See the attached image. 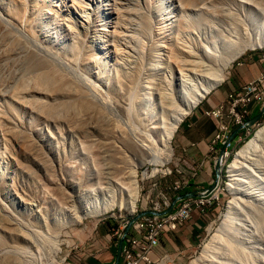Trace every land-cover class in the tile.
<instances>
[{
    "label": "bare ground",
    "instance_id": "6f19581e",
    "mask_svg": "<svg viewBox=\"0 0 264 264\" xmlns=\"http://www.w3.org/2000/svg\"><path fill=\"white\" fill-rule=\"evenodd\" d=\"M157 2L0 0V196L19 205L0 197V264H61L68 224L135 213L137 167L168 164L183 119L237 57L264 47V0ZM228 173L233 198L189 264H264V126Z\"/></svg>",
    "mask_w": 264,
    "mask_h": 264
},
{
    "label": "crops",
    "instance_id": "0c3cea01",
    "mask_svg": "<svg viewBox=\"0 0 264 264\" xmlns=\"http://www.w3.org/2000/svg\"><path fill=\"white\" fill-rule=\"evenodd\" d=\"M263 71L264 54L250 53L244 56L237 62L226 80L214 88L182 121L177 130L175 149L177 159L183 165L178 169L179 175L175 180L185 177L188 179V184L181 189L180 193H186L184 192L186 188L193 191L212 184L216 173V161L228 139L213 141L218 131L219 119L208 116L206 112L221 105L228 109L230 106L229 95L239 91L243 84L257 78ZM262 107L261 103H252L246 121L257 117ZM232 134H234V138L230 145L234 140L237 145L247 135V131L244 128L231 125L228 137ZM230 145L227 147L228 153L232 150ZM212 214V209L209 207L204 212L194 210L190 219L180 225L178 229L163 233L159 244L154 247L151 253L153 262H141L140 264H162L168 260L175 264H183L206 239L209 227L213 223ZM118 243L119 239L118 241L104 239L96 254L90 253L83 257L84 264H112L117 254Z\"/></svg>",
    "mask_w": 264,
    "mask_h": 264
},
{
    "label": "rangeland",
    "instance_id": "374dc122",
    "mask_svg": "<svg viewBox=\"0 0 264 264\" xmlns=\"http://www.w3.org/2000/svg\"><path fill=\"white\" fill-rule=\"evenodd\" d=\"M149 1H151L153 4L158 3L157 2L158 0L155 1L149 0ZM250 53L264 54V47L248 48L247 50H245L239 57H237L232 62L230 67L226 70L225 80L231 74L237 62ZM107 59L108 58L106 56L105 57L103 56V59L101 60L102 61L105 60L106 62L107 61L108 62L106 63L104 61L106 65H103V63L101 64L103 67L105 66L104 70L107 71V74L109 71H111L108 74L110 75L114 73V71L112 72V70H114L115 67H113L114 65L112 60H107ZM108 64H111L109 65L110 68L108 67ZM65 70L67 71V72L65 71L67 75L70 73V75L68 76H71L72 79L75 77L76 80L77 79L79 80L77 81L78 83L79 82L80 84L83 83L81 86L84 87L90 86L89 88H91L92 86L93 89L92 88L89 89L88 87H87L88 89L85 88L91 94L92 92H94L95 96L98 95L97 98L101 97L99 96L102 95V93H100L102 92L101 89L98 87L99 89L97 88V90L99 92L97 91V93L96 90H94L96 89L97 86L94 87V85H92L95 83L94 79L92 81V77H89L88 74H84V71L82 72L81 70H79V72L78 70H74L71 68H67ZM93 94L91 95V97L95 98ZM102 96H104V94ZM108 110L111 112L113 119L116 117L115 119L117 120L114 121L119 127L122 126V129L124 128L131 129L133 127L132 122L124 114L122 115V113H120L115 108H113V105H109ZM22 115L25 117L27 116L26 118L29 117V115L24 111L22 112ZM186 117L184 119H186ZM262 126H264V117L260 119L259 124H255L250 129L251 134L247 132V135L241 141H239L237 145H236V140H234L230 145V148L232 150H230V153L227 155V157L224 158L223 166L221 168V174H220L221 176L219 178L220 184L217 188V191L219 193V199L218 202H216L214 205L210 207L213 213L212 214L213 223L209 227V232L206 239L202 241V243L196 249V252L191 257L187 258L183 264H189L192 259H194L199 255L200 251L203 248L204 243L208 239H210L211 235L213 234L212 232H214V229L217 227L218 223L222 221L224 213L227 210L228 203L233 198L232 192L228 188V184L230 183L228 168L232 163L233 159L235 158L237 151L241 148V146H243L251 137H253L256 130ZM177 132L178 131H176L172 139V146L174 152H173L172 160L168 164L159 167V171H157L155 174H153V169L155 168V165L153 164L144 163L137 167L139 184H140V197L137 203V209L135 213L131 214L125 208H121V209L114 208L98 216H88L84 218L81 222H75V223L73 222L68 224L63 229V232L60 237L61 249L57 253V262H60L61 264H84L85 260L83 257L90 253L96 254L98 247L100 248V246H102V241H104V239H108V240L113 239L118 241L119 237L117 236V234H114L116 231L114 229L117 228L116 226L117 222H119V224L121 225L126 221L130 220L133 216L137 215L138 213L144 210L155 209L156 207L160 209H164L166 207V202L172 201V199L177 194L171 191L170 187L173 181L179 175L178 169L181 168V166L183 165L181 164V161L177 159V155H176L175 140H176ZM1 140H2V136L0 131V142ZM3 151L4 148L1 146L0 153L2 154ZM149 174L150 176H148ZM27 179L30 180V178ZM214 179H216V173L214 174ZM42 193H43L42 191H39V194L44 195V193L43 194ZM0 197L2 198V201H4V203L7 202L6 205H10L12 203V200L10 201L9 199L6 198L4 199V197L2 196ZM10 207L11 208L13 207L14 210H17L19 208V205L17 206V202H13L10 205ZM162 264H175V263L173 261L168 260Z\"/></svg>",
    "mask_w": 264,
    "mask_h": 264
},
{
    "label": "built area",
    "instance_id": "2783aa9c",
    "mask_svg": "<svg viewBox=\"0 0 264 264\" xmlns=\"http://www.w3.org/2000/svg\"><path fill=\"white\" fill-rule=\"evenodd\" d=\"M229 99L230 106L228 109L221 105L206 112L208 116L219 119L218 131L213 139L214 142L226 140L231 125L242 127L251 134L250 129L254 125L246 127V117L252 103L264 104V71L257 78L243 84L239 91L231 93ZM256 124H259V121ZM228 154L227 152L225 157ZM187 184L188 179L185 177L177 179L172 183L170 190L178 195ZM219 184L220 179H217V184L211 191L207 189L201 190L200 195L179 201L175 209L168 215H148L136 220L124 236L119 264L152 263L151 253L154 247L159 244L163 233L178 229L180 225L190 219L194 210L204 212L208 207L210 208L218 202L219 193L217 188ZM169 204L170 202L167 201L166 207ZM155 209L163 210L158 207ZM127 222L116 229L114 234H117L118 239L123 236Z\"/></svg>",
    "mask_w": 264,
    "mask_h": 264
},
{
    "label": "water",
    "instance_id": "95a60500",
    "mask_svg": "<svg viewBox=\"0 0 264 264\" xmlns=\"http://www.w3.org/2000/svg\"><path fill=\"white\" fill-rule=\"evenodd\" d=\"M263 115H264V104H263V107L261 109L260 114L257 117H255L254 119L248 121L246 124V127H250V126L255 125L263 117ZM240 128H242V127H240ZM234 134H232L230 137H228V139L225 141V143H224V145L220 151V154H219V157L216 161V166H215L216 180L210 186H208L207 188L197 189V190L189 191L186 193H180L174 197V199L170 202V204L165 209H163V210H159V209L144 210V211H141L140 213H138L137 215L133 216L130 220H128L127 225L123 231V236L119 239L117 254H116L115 260L112 264H119L120 263L121 254H122V247H123V242H124V236L128 233V231L130 230V228L132 227L133 223L136 220H138L144 216H148V215H156V216L168 215L175 209V207L179 201L186 199V198H189V197L198 196V195H200L201 190L207 189L208 191H211L216 186L217 179H219V177H220L221 168L223 166V161H224V158H225L226 153H227V147L230 145L231 141L233 140Z\"/></svg>",
    "mask_w": 264,
    "mask_h": 264
},
{
    "label": "trees",
    "instance_id": "16d2710c",
    "mask_svg": "<svg viewBox=\"0 0 264 264\" xmlns=\"http://www.w3.org/2000/svg\"><path fill=\"white\" fill-rule=\"evenodd\" d=\"M189 191H190L189 188H186V189L184 190V192H189ZM119 225H120L119 222H117V223H116L117 228L119 227Z\"/></svg>",
    "mask_w": 264,
    "mask_h": 264
}]
</instances>
